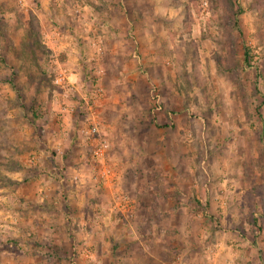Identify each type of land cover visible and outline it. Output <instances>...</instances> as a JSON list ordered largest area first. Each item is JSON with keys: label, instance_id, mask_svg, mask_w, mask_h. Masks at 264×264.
I'll return each instance as SVG.
<instances>
[{"label": "clouds", "instance_id": "1", "mask_svg": "<svg viewBox=\"0 0 264 264\" xmlns=\"http://www.w3.org/2000/svg\"><path fill=\"white\" fill-rule=\"evenodd\" d=\"M226 3L0 0L2 264H264V0Z\"/></svg>", "mask_w": 264, "mask_h": 264}, {"label": "rangeland", "instance_id": "2", "mask_svg": "<svg viewBox=\"0 0 264 264\" xmlns=\"http://www.w3.org/2000/svg\"><path fill=\"white\" fill-rule=\"evenodd\" d=\"M257 2H260V0H257ZM234 3V0H227V3H226V7H227V5L228 4H233ZM242 34V33H241ZM240 47V51L238 52V55L241 57V60L243 61V63L244 64H247L246 62H245V50H248V52H249V54H250V56H251V58H250V64H247L249 67H251L252 66V60L254 59L253 58V56L251 55V52H250V49H248L247 47H244V46H239ZM232 69H229V71H231ZM254 75H255V78L257 79V80H260V79H264V70H257L255 73H254ZM11 83H13L14 84V81H12ZM159 91V90H158ZM257 94L259 95V92H258V89H257ZM179 112H180V109H179V105H178V102H177V104H176V106H175V110L174 111H172V116H176L177 114H179ZM255 112H256V115H257V117H258V119L260 120V121H264V96H261V98H260V100H259V103H258V106L256 107V109H255ZM32 114H33V116L36 118V119H39L40 117H41V112H40V110H39V108H36V107H34L33 109H32ZM81 115H83V114H81ZM158 126H175L174 124H172V125H158ZM259 140H260V142H262V143H264V132H261L260 133V136H259ZM65 159L67 160L68 159V157H67V155L65 156ZM69 215H71V211L69 210V213H68ZM258 224H259V222H257ZM259 231L260 232H264V225H260L259 226ZM55 254L58 256V257H61V252L57 249V250H55ZM66 258V257H65ZM262 258H264V253H262ZM0 264H2V262H0Z\"/></svg>", "mask_w": 264, "mask_h": 264}, {"label": "trees", "instance_id": "3", "mask_svg": "<svg viewBox=\"0 0 264 264\" xmlns=\"http://www.w3.org/2000/svg\"><path fill=\"white\" fill-rule=\"evenodd\" d=\"M245 62L247 63V64H250V58H251V56H250V54H249V52H248V50H245ZM250 57V58H249Z\"/></svg>", "mask_w": 264, "mask_h": 264}]
</instances>
